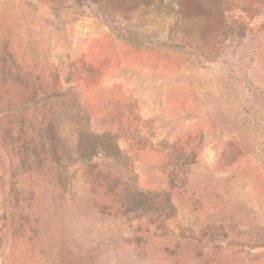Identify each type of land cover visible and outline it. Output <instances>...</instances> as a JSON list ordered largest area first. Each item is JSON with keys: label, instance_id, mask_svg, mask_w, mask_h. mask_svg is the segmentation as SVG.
Masks as SVG:
<instances>
[{"label": "rangeland", "instance_id": "374dc122", "mask_svg": "<svg viewBox=\"0 0 264 264\" xmlns=\"http://www.w3.org/2000/svg\"><path fill=\"white\" fill-rule=\"evenodd\" d=\"M0 264H264V0H0Z\"/></svg>", "mask_w": 264, "mask_h": 264}]
</instances>
